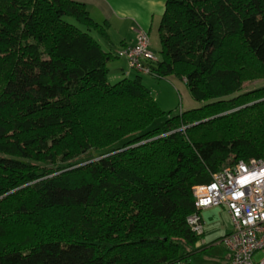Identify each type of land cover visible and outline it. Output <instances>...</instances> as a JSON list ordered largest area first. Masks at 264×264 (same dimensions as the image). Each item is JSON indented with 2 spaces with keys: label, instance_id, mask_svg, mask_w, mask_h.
Masks as SVG:
<instances>
[{
  "label": "trees",
  "instance_id": "16d2710c",
  "mask_svg": "<svg viewBox=\"0 0 264 264\" xmlns=\"http://www.w3.org/2000/svg\"><path fill=\"white\" fill-rule=\"evenodd\" d=\"M99 29L80 2L0 0V264H188L204 250L186 223L192 187L231 154L264 160V129L232 137L236 116L212 117L244 96L221 98L248 62L264 66V0H164L148 75H175L203 102L176 114L140 73L108 82L117 56Z\"/></svg>",
  "mask_w": 264,
  "mask_h": 264
},
{
  "label": "rangeland",
  "instance_id": "374dc122",
  "mask_svg": "<svg viewBox=\"0 0 264 264\" xmlns=\"http://www.w3.org/2000/svg\"><path fill=\"white\" fill-rule=\"evenodd\" d=\"M160 17L155 22L154 27H151L149 32L150 42L152 43V51L154 54L159 55L160 51V40L157 33V27L159 24ZM156 21V18H155ZM236 40H232L231 48H228V53L231 51L238 52L237 45L233 44ZM229 46V47H230ZM228 58V57H227ZM225 58V59H227ZM125 60V59H124ZM120 59H111L107 63L108 82L113 84L118 81L115 79L113 74L120 73L121 70H130L127 66V62ZM131 71V70H130ZM142 78V83L146 86L149 91L151 89L152 95L158 93L163 95V100L156 101L160 108L171 114H176L181 110L190 109L200 106L203 102L195 100L189 92L188 87L183 83L184 80L180 79L175 75H169L162 79H154L147 74H140ZM135 74L132 72L130 77L134 78ZM150 87V88H149ZM243 94L244 96L235 100L232 104H235L233 107L224 108L219 113L214 114L212 117L219 115H235L234 130L232 137H243L248 136L253 140L257 138L262 139V129H264V66L253 65L248 62L242 72V77L240 80L239 90L230 95L222 96L221 98H229L238 94ZM155 97V96H154ZM162 97V96H161ZM258 104V106H256ZM249 109L242 114V109ZM163 118L157 119L154 121L152 126L161 124ZM182 128V127H181ZM136 133V132H135ZM199 137H220V133L216 130V127L206 130L203 133L197 132ZM99 151H89L85 154L80 155L77 158H80V163L89 162L98 158ZM112 153V152H109ZM257 158H248L246 161L253 160ZM75 159H72L70 162H74ZM85 160V161H84ZM233 155L227 156L219 164L220 168L227 167L233 162ZM262 160V159H261ZM11 192V191H10ZM13 208V206L11 205ZM109 203L97 206L89 207V211L92 215L99 217L103 216L106 211H108ZM3 204H0V210H2ZM202 219L204 221V234L200 237L197 242V245H202L206 249L201 251L200 254L190 257L188 259V264H228L226 255L229 254L228 250L223 246V244L218 243V239L223 236L226 231L230 228V220L222 206L213 208L208 212L201 213ZM6 220V219H5ZM10 220V219H9ZM13 221V220H12ZM11 222V220H10ZM8 221L5 223L7 224ZM23 224V223H20ZM19 227L22 228L23 225ZM41 228V229H40ZM37 227L38 231H44V229H49L48 226ZM201 250V247L200 249ZM261 256H264V250L257 251L254 255L255 259H259Z\"/></svg>",
  "mask_w": 264,
  "mask_h": 264
},
{
  "label": "built area",
  "instance_id": "2783aa9c",
  "mask_svg": "<svg viewBox=\"0 0 264 264\" xmlns=\"http://www.w3.org/2000/svg\"><path fill=\"white\" fill-rule=\"evenodd\" d=\"M115 55L140 74H149L148 62L157 60L142 29L136 31L132 45L120 48ZM191 191L198 211L211 206H223L228 211L232 227L221 243L229 252V264H264V256L254 257L264 250V160H239L213 173L209 182L194 185ZM198 211L188 215L186 223L196 235H202L204 222Z\"/></svg>",
  "mask_w": 264,
  "mask_h": 264
},
{
  "label": "crops",
  "instance_id": "0c3cea01",
  "mask_svg": "<svg viewBox=\"0 0 264 264\" xmlns=\"http://www.w3.org/2000/svg\"><path fill=\"white\" fill-rule=\"evenodd\" d=\"M73 1L84 4L90 17L95 22L103 26L104 28L103 30L100 29L94 30L92 31V34L99 41L101 47L105 51L113 52L114 55L115 52L120 48L126 45H132L135 42V35L137 30L142 29L146 31L149 37L150 36L149 32L151 30V27H154V24L155 22H157V19L159 17L161 19L164 10V0H73ZM157 33H158V27H157ZM151 44L152 43L150 42V49L152 50ZM113 59L124 60L123 58H119V57H114ZM124 62L126 63L125 60ZM130 70H121L120 73L118 72L116 75L113 74V76L115 79L118 78L122 79L124 77H130L132 72L136 75L135 71L133 70L130 71ZM150 93L151 94L153 93L151 92V89H150ZM154 96L153 97L156 101L157 100L159 101L160 98L163 100V95L160 93ZM216 207L218 206H211L200 210L199 212L200 216L201 213L208 212ZM223 208L225 209L231 224V219L228 214V211L226 210L225 207ZM231 227L232 224L223 236H225L231 231ZM223 236H221L217 240L218 243L221 244V239ZM197 246L204 248V250L206 249L202 245L200 246L197 245ZM226 259H227V263L229 264V259H230L229 254L226 255Z\"/></svg>",
  "mask_w": 264,
  "mask_h": 264
}]
</instances>
